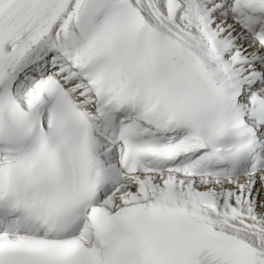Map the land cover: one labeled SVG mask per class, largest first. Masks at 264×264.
<instances>
[{
    "label": "snow or ice",
    "instance_id": "1",
    "mask_svg": "<svg viewBox=\"0 0 264 264\" xmlns=\"http://www.w3.org/2000/svg\"><path fill=\"white\" fill-rule=\"evenodd\" d=\"M0 264H264V0H0Z\"/></svg>",
    "mask_w": 264,
    "mask_h": 264
}]
</instances>
